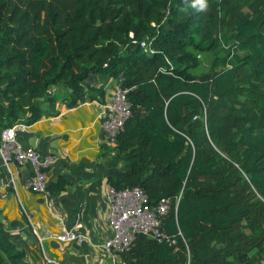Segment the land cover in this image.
I'll list each match as a JSON object with an SVG mask.
<instances>
[{
    "label": "trees",
    "instance_id": "16d2710c",
    "mask_svg": "<svg viewBox=\"0 0 264 264\" xmlns=\"http://www.w3.org/2000/svg\"><path fill=\"white\" fill-rule=\"evenodd\" d=\"M204 2L0 0V127L91 100L92 76L121 80L131 116L110 188L180 197L169 241L138 235L124 264H264V0ZM0 264H31L2 225Z\"/></svg>",
    "mask_w": 264,
    "mask_h": 264
},
{
    "label": "crops",
    "instance_id": "0c3cea01",
    "mask_svg": "<svg viewBox=\"0 0 264 264\" xmlns=\"http://www.w3.org/2000/svg\"><path fill=\"white\" fill-rule=\"evenodd\" d=\"M118 87V80L110 76H92L88 88L94 98L88 104L69 108L58 99L51 114L26 129H16L24 149L34 150L42 158L53 157L48 184L64 178L65 190L53 194L29 190L26 184L35 176L34 167L6 166L0 160V225L31 264H46L35 231L44 237L48 256L62 264H124L122 257L103 249L113 237L109 178L123 164L118 151L101 138L98 122L99 103ZM2 130L0 127V141ZM61 228L76 229L86 240L81 245L58 242L53 237Z\"/></svg>",
    "mask_w": 264,
    "mask_h": 264
},
{
    "label": "built area",
    "instance_id": "2783aa9c",
    "mask_svg": "<svg viewBox=\"0 0 264 264\" xmlns=\"http://www.w3.org/2000/svg\"><path fill=\"white\" fill-rule=\"evenodd\" d=\"M119 87L108 100L99 103L98 122L101 126V138L107 143H114L115 139L125 131L127 120L131 116V104L127 99L128 90ZM88 104L87 102L79 105ZM26 129L21 124L2 130L0 141V160L6 166L15 163L19 167L30 164L35 169L34 178L27 181V188L37 193L51 194L47 181V170L53 163V157L42 158L31 149H24L17 140L16 129ZM111 189V188H110ZM180 197L177 200L162 199L156 206L149 203L147 194L140 188L114 190L109 195L110 225L113 237L103 244L110 255L121 257V254L131 248L138 235H146L158 241L168 239L162 226L165 218L174 212L177 214ZM38 242L42 248L46 264H62L48 256L43 243L44 237L36 231ZM58 242H70L81 245L86 240L83 233L76 229L61 228L53 237ZM175 243L174 240L171 241Z\"/></svg>",
    "mask_w": 264,
    "mask_h": 264
},
{
    "label": "rangeland",
    "instance_id": "374dc122",
    "mask_svg": "<svg viewBox=\"0 0 264 264\" xmlns=\"http://www.w3.org/2000/svg\"><path fill=\"white\" fill-rule=\"evenodd\" d=\"M199 59H200L201 65L198 68V70L196 71V73H201V72L207 71L209 68V64L212 60V57L210 55H201ZM57 93H58V96H61L64 93V91L58 90L56 88L52 89L50 91L51 95H56ZM262 255H264V250L262 251Z\"/></svg>",
    "mask_w": 264,
    "mask_h": 264
},
{
    "label": "clouds",
    "instance_id": "9594fccd",
    "mask_svg": "<svg viewBox=\"0 0 264 264\" xmlns=\"http://www.w3.org/2000/svg\"><path fill=\"white\" fill-rule=\"evenodd\" d=\"M198 3H199V7H200L201 9L207 7V5L205 4L204 0H198Z\"/></svg>",
    "mask_w": 264,
    "mask_h": 264
}]
</instances>
